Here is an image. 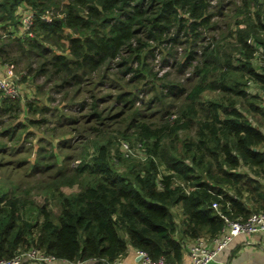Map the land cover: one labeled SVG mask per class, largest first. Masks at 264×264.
<instances>
[{
  "label": "trees",
  "instance_id": "16d2710c",
  "mask_svg": "<svg viewBox=\"0 0 264 264\" xmlns=\"http://www.w3.org/2000/svg\"><path fill=\"white\" fill-rule=\"evenodd\" d=\"M212 1L0 0V28L34 13L30 34L10 29L0 38L1 64L75 88L64 105L86 84L106 91L82 98L79 115L56 106L55 117L27 119L76 135L68 148L60 142L69 150L62 165L40 146L34 168L54 169L44 203L30 187L0 186V260L36 248L54 260L34 264H112L132 246L177 264L189 241L224 227L214 202L230 217L264 212V0ZM230 7L234 20L220 25L216 16ZM161 53V69L193 67L187 84L155 71L150 55ZM37 102L26 109L46 115L49 105ZM21 111L0 92V117Z\"/></svg>",
  "mask_w": 264,
  "mask_h": 264
},
{
  "label": "rangeland",
  "instance_id": "374dc122",
  "mask_svg": "<svg viewBox=\"0 0 264 264\" xmlns=\"http://www.w3.org/2000/svg\"><path fill=\"white\" fill-rule=\"evenodd\" d=\"M216 1L213 0L212 4L215 5ZM216 10V8H215ZM227 10V9H225ZM228 16L219 17L220 18V25H227L230 21L234 20L233 12L231 11V7L226 11ZM51 14V13H50ZM1 27V26H0ZM14 27V26H13ZM23 22L20 25L15 26L14 28H0V38L7 34L8 30L12 29V31L24 30ZM18 31L14 32L17 36ZM5 37V36H4ZM1 41V40H0ZM208 41V40H206ZM185 48H186V44ZM184 54L185 51L181 50V54ZM163 53L161 55H157L155 59L152 54L150 55V61L152 62L154 69L158 72L159 75H163L164 72L168 71L173 78L180 79L183 83H188L187 78L189 73L193 71V67H188V69L184 72L178 70L177 66H174L173 63H170L169 66L161 69V64L163 62ZM171 56V55H169ZM260 56L257 54L253 59V64L257 69H260ZM197 61L193 63L196 64ZM173 64V65H172ZM4 64H0V68L3 67ZM33 67L36 68V64L33 63ZM16 73L19 75L20 80L18 81L20 85V95L18 98L14 100H19L21 102L22 111L19 114L17 119L9 116L8 113H3L0 117V142L4 143L3 149L4 155L3 159L0 158V186L6 187H13V190L20 188L30 187L31 195H33L34 199L39 203H44L46 201V190L44 182L48 179L47 175L54 169L48 170L45 165L39 166L38 168H34L33 164L36 162L38 158V152L41 145L46 146L47 148H53L55 150V155L51 160L56 159L57 163L65 164V155L69 150L64 149L65 147L68 148L74 140H72L71 136H75L74 134L66 133V128H57L53 129L52 126L54 123H49L46 125L44 123L38 125L28 124V118H32L36 120L42 119L44 117L49 118L50 116H54L57 114V111L53 109L54 107H59L65 114L72 115H79L81 112L79 111V104L82 103V98H87V102H91V95L94 94H103L106 92L105 90L92 86V84L84 85L83 91L79 93L78 100L74 102H68L67 105H64V98H70L75 93V88H59L56 87L53 81H48L47 77L43 75L33 74L32 76L28 77V79H23V65L22 66H15L12 67ZM22 75V80H21ZM251 91H258L259 88L252 85L249 87ZM96 89V90H95ZM90 90V91H89ZM101 90V91H100ZM264 95V91H260ZM145 93H141L143 96ZM48 96V97H47ZM49 100V98H51ZM38 100L37 103L48 104L49 108L47 110L46 115L41 114H34L30 112L27 107H25V103L28 100ZM81 102V103H80ZM71 103V104H69ZM140 103V102H139ZM138 103V104H139ZM141 105V104H139ZM62 112V113H63ZM55 124L57 122V118H54ZM42 122V121H41ZM5 128H8L6 131ZM3 132V133H1ZM68 132V131H67ZM66 133V134H65ZM82 135V134H81ZM65 136V138H64ZM83 136V135H82ZM66 140L64 147L60 142ZM123 140V139H122ZM127 142L126 140H124ZM80 148V144H76ZM119 146V143H118ZM134 151L137 152L139 155L144 156V149L143 146H140L138 143L132 146ZM62 148V149H60ZM50 150V149H49ZM92 150V149H91ZM79 189L78 185L64 186L63 190L66 193H71L77 191ZM50 204H53V198H50ZM51 204V205H52ZM53 210L56 212L58 211L57 205H52Z\"/></svg>",
  "mask_w": 264,
  "mask_h": 264
},
{
  "label": "built area",
  "instance_id": "2783aa9c",
  "mask_svg": "<svg viewBox=\"0 0 264 264\" xmlns=\"http://www.w3.org/2000/svg\"><path fill=\"white\" fill-rule=\"evenodd\" d=\"M43 17L51 20L50 12L47 11ZM33 18L34 13L31 10L24 14L22 22L24 24L23 32H26L25 34H30L29 29ZM3 68L5 71L0 75V92L5 98L16 99L20 95V85L18 83L20 74L18 75L11 65H3ZM123 147L127 154L132 152L127 142L123 143ZM212 207L224 218L225 225L218 236L214 238L209 239L205 236H198L193 239L189 246V253L192 259L191 264H208L215 260L219 252L227 247L235 236L241 233L253 234L264 231V212L262 211L252 212L246 218L240 216L230 217L222 213L217 202H214ZM136 253L140 264H173L164 257L152 259L145 250H136ZM24 258H28L27 260L33 262V264L39 261L52 263L54 260V256L45 254L39 249L32 248L26 252L17 254L11 259H1L0 264H23Z\"/></svg>",
  "mask_w": 264,
  "mask_h": 264
},
{
  "label": "crops",
  "instance_id": "0c3cea01",
  "mask_svg": "<svg viewBox=\"0 0 264 264\" xmlns=\"http://www.w3.org/2000/svg\"><path fill=\"white\" fill-rule=\"evenodd\" d=\"M23 32V30H21ZM1 64V62H0ZM5 69L0 68V75ZM249 208L250 205L248 204ZM181 210V208H180ZM182 217V214H180ZM189 241L183 249L182 258L177 264H191L192 259L189 253ZM25 264H33L26 261ZM80 264H107L97 263L95 260H89ZM110 264V263H109ZM112 264H140L136 250L131 246L123 256L118 258ZM208 264H264V231L253 234L241 233L235 236L227 247L222 249L216 256V259Z\"/></svg>",
  "mask_w": 264,
  "mask_h": 264
}]
</instances>
